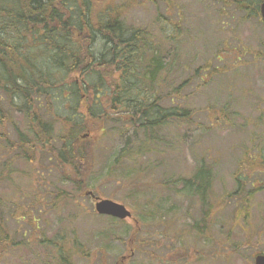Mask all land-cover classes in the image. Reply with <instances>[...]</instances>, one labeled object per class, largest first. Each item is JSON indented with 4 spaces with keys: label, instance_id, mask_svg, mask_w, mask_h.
<instances>
[{
    "label": "rangeland",
    "instance_id": "obj_1",
    "mask_svg": "<svg viewBox=\"0 0 264 264\" xmlns=\"http://www.w3.org/2000/svg\"><path fill=\"white\" fill-rule=\"evenodd\" d=\"M104 4L107 9H123L126 25L147 30L157 44L168 48L166 62L173 61V45L163 41L172 32L171 25H164L180 26L183 35L176 46L180 64L175 66L179 75L173 78L175 85L189 74L183 64L188 63L191 73L209 62L208 70L217 69V73L206 87L198 88L200 82L193 81L182 90L181 104L193 112L192 122L164 129L157 149L135 172L126 164L128 169L118 168L112 177L106 175L131 132L119 135L110 129L118 126L108 124L105 136L100 130L82 136L96 146L88 193L125 206L131 214L126 220L96 215L94 200L86 193L77 195L74 185L60 178V172L38 174L41 169L16 165L18 172L12 182L0 184V201L5 211L3 226L19 245L7 249L0 264H57L55 250L46 246L52 240L57 243V237L73 247L72 264H254L257 255H264V25L260 19L243 20L234 10L220 20L218 5H211L210 0H105ZM240 53L245 55L239 58ZM166 106L173 104L167 102ZM14 119L23 130L21 117ZM6 131L9 138H15L12 127L7 126ZM148 163L151 168L146 170ZM200 163L214 176L208 201L217 206L212 228L202 240L192 232L200 218V203L163 186L169 180L192 177ZM42 164L49 168L47 160ZM23 173H30L33 179ZM237 173L243 182L238 196ZM36 179L48 189L39 206L34 198ZM128 180L132 188L125 183ZM60 191L76 197L53 210V199ZM251 191L255 193L246 202L248 220L240 218L235 227L234 212L244 207ZM13 204L31 210L28 222L8 218L6 212ZM157 208L161 221L156 220L158 215L151 216ZM41 235L49 240L46 245L40 244Z\"/></svg>",
    "mask_w": 264,
    "mask_h": 264
},
{
    "label": "trees",
    "instance_id": "obj_2",
    "mask_svg": "<svg viewBox=\"0 0 264 264\" xmlns=\"http://www.w3.org/2000/svg\"><path fill=\"white\" fill-rule=\"evenodd\" d=\"M263 1L210 0V3L218 5L216 14L220 20L231 10L248 20L260 19ZM104 2L0 0V184H10L18 172L16 165L24 164L31 170L41 169L38 174L60 172V178L70 181L77 195H84L88 192L87 181L96 158L95 143L82 137L86 132L100 130V135L105 136L108 124H114L118 127L110 129L119 135L132 133L108 167L106 175L112 177L113 171L127 168L126 164L135 172L141 161L147 163L164 129L172 124L192 122L193 112L181 104L182 90L191 87L193 81L200 82L198 88L208 86L217 69L208 70L211 64L207 62L190 73L188 63L183 64L182 68L189 70V74L175 85L174 79L179 76L175 66L180 64H177L176 46L183 35L180 26L164 25H171L172 32L163 41L173 45L174 54L173 61L166 62V56L170 55L168 48L164 50L147 30L126 25L123 9H107ZM240 55L239 58L245 54ZM167 102L173 107H167ZM220 112L223 117L224 112ZM17 116L23 120V130L15 123ZM7 126L13 128L14 139L9 138ZM42 160H47L49 168H43ZM150 168L149 163L144 167ZM23 175L33 179L30 173ZM240 176V173L235 175L237 196L243 191ZM213 177L210 168L200 163L192 177L163 184L177 196L200 203V218L192 232L201 240L212 228L217 211L216 204L208 201ZM35 182L38 186L35 206H39L48 189L43 181L36 179ZM125 183L133 187L131 181ZM253 193L247 195L244 207L234 212L233 226L238 227L240 218L244 222L248 220L246 202ZM75 197L60 191L53 199V210ZM4 213L0 201V258L7 249L19 245L3 226ZM30 213L25 205L16 204L6 212L11 220L24 223L28 222ZM154 215L161 221L159 208L151 216ZM41 236L40 244L46 245L49 240ZM56 239L57 243L52 240L46 246L55 250L57 264H72L73 247L64 238Z\"/></svg>",
    "mask_w": 264,
    "mask_h": 264
},
{
    "label": "water",
    "instance_id": "obj_3",
    "mask_svg": "<svg viewBox=\"0 0 264 264\" xmlns=\"http://www.w3.org/2000/svg\"><path fill=\"white\" fill-rule=\"evenodd\" d=\"M260 15L264 23V2L260 6ZM90 196L94 197L92 194ZM95 211L99 215L109 216L120 220H125L131 217L130 212L121 204L111 200L96 198ZM255 264H264V256H257Z\"/></svg>",
    "mask_w": 264,
    "mask_h": 264
}]
</instances>
